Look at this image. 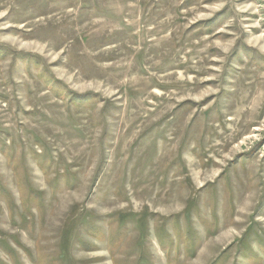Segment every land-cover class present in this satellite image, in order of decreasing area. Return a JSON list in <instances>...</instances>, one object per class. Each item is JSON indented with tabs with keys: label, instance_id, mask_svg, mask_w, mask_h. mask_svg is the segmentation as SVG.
<instances>
[{
	"label": "rangeland",
	"instance_id": "1",
	"mask_svg": "<svg viewBox=\"0 0 264 264\" xmlns=\"http://www.w3.org/2000/svg\"><path fill=\"white\" fill-rule=\"evenodd\" d=\"M0 264H264V0H0Z\"/></svg>",
	"mask_w": 264,
	"mask_h": 264
}]
</instances>
